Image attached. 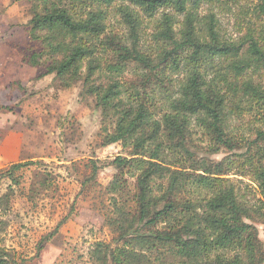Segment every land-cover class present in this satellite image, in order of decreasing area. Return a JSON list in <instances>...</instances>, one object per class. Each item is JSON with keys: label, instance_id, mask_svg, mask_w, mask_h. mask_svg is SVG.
Masks as SVG:
<instances>
[{"label": "trees", "instance_id": "trees-1", "mask_svg": "<svg viewBox=\"0 0 264 264\" xmlns=\"http://www.w3.org/2000/svg\"><path fill=\"white\" fill-rule=\"evenodd\" d=\"M113 1L72 0L77 10L50 6L29 24L31 39L47 42L48 50L29 60L35 66L49 62L38 77H76L86 62V92L95 95L104 118L113 119L111 132L103 128L104 144L130 147L129 157L113 160L119 172L108 186L113 204L107 224L114 237L93 244L90 263L264 264L256 226L264 220V123L248 136L228 131V117L236 110L259 115L264 109V82L255 79L264 70V19L235 24L236 33L226 35L214 16L196 23L194 8L201 0H124L129 2L121 8L126 33L116 35L106 33L102 23L101 6ZM261 1L257 9L264 15ZM130 5L149 17L171 7L182 20L162 12L153 32L155 52H146L138 12ZM37 31L44 35L35 36ZM100 55H109L104 65L111 75L131 70L130 87L93 84ZM169 69L182 74L176 86L167 79ZM156 98L161 99L157 106ZM192 127L206 139L205 153L228 154L220 160L194 155ZM26 164H12L7 173ZM96 172L94 165L93 178ZM230 173L255 188L240 179L251 189L247 194L227 177ZM125 174L134 178L132 192ZM115 195L125 197L123 202ZM3 253L0 249V264Z\"/></svg>", "mask_w": 264, "mask_h": 264}, {"label": "rangeland", "instance_id": "rangeland-1", "mask_svg": "<svg viewBox=\"0 0 264 264\" xmlns=\"http://www.w3.org/2000/svg\"><path fill=\"white\" fill-rule=\"evenodd\" d=\"M72 0H0V249L2 264H91L89 250L97 241L110 242L114 234L107 224L113 195L108 186L118 174L113 164L117 156L129 157L130 147L121 142L104 144L103 128L113 130V119L104 118L95 95L86 92L83 62L76 77H55V73L38 77L49 62L29 63L33 53L47 49L42 38L31 39L30 20L50 6L77 10ZM261 0H201L194 8L197 24H206L214 16L226 35L236 33L235 24H261L264 15L257 9ZM128 1L114 0L102 5V23L106 33L123 35L127 24L122 10ZM83 5V4H82ZM139 37L143 48L155 52L153 32L161 24L162 12L176 14L162 7L154 17L138 7ZM100 9V8H98ZM79 12V9H78ZM180 22L182 15H177ZM179 24V23H175ZM235 32V33H234ZM37 31L35 36H43ZM100 55L101 69L92 77L95 86L106 87L115 81L130 87V69L111 75ZM174 86L181 72H166ZM264 82V70L255 75ZM129 90V89H127ZM160 98H156L155 105ZM242 106L244 104L242 103ZM240 110V112H239ZM158 116L157 109L155 110ZM262 117V118H261ZM260 118V119H257ZM230 133L250 135L251 129L264 123V109L259 115L238 109L229 115ZM259 120V121H258ZM250 121V124H248ZM252 123V124H251ZM190 146L194 155L214 160L227 152L205 153L206 139L192 127ZM250 128V129H248ZM27 163L8 174L12 164ZM97 172L92 177V168ZM227 177L244 191V184L255 186L235 174ZM124 181L134 190V178L125 174ZM127 191L124 193L126 194ZM249 193L248 191L246 192ZM116 196V195H115ZM120 202L125 197L116 196ZM264 240V220L256 224ZM44 244L40 247V241ZM264 243V241H263ZM167 264H179L169 261Z\"/></svg>", "mask_w": 264, "mask_h": 264}, {"label": "crops", "instance_id": "crops-1", "mask_svg": "<svg viewBox=\"0 0 264 264\" xmlns=\"http://www.w3.org/2000/svg\"><path fill=\"white\" fill-rule=\"evenodd\" d=\"M264 241V240H263Z\"/></svg>", "mask_w": 264, "mask_h": 264}]
</instances>
